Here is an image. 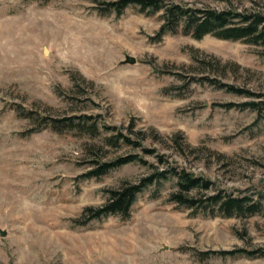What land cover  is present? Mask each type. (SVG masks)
Wrapping results in <instances>:
<instances>
[{"label": "rangeland", "instance_id": "obj_1", "mask_svg": "<svg viewBox=\"0 0 264 264\" xmlns=\"http://www.w3.org/2000/svg\"><path fill=\"white\" fill-rule=\"evenodd\" d=\"M109 1L0 0V264H264L202 255L264 249V210L227 218L176 204L174 177L147 187L129 217L86 222L88 208L149 176L153 164L214 182L191 196L221 191L264 204V46L182 32L159 38L162 12L129 6L116 14ZM164 1L264 10V0ZM251 101L261 108H242ZM47 116L73 126H41ZM119 129L155 152L110 142ZM129 154L149 164L89 176L99 162Z\"/></svg>", "mask_w": 264, "mask_h": 264}, {"label": "trees", "instance_id": "obj_2", "mask_svg": "<svg viewBox=\"0 0 264 264\" xmlns=\"http://www.w3.org/2000/svg\"><path fill=\"white\" fill-rule=\"evenodd\" d=\"M108 12L116 14L123 13L129 6L139 7L142 12L156 14L162 12L164 24L158 33L159 38L168 33L182 32L191 35L196 39H202L206 35H213L219 39L230 41H243L256 46H264V10H252L238 12L232 9L216 10L212 8H194L182 4L165 3L164 0H113L106 3ZM182 30V31H180ZM221 88H225L231 93L253 97L254 93L232 84L220 83ZM262 103L256 101L245 102L242 108H261ZM225 108H234L237 104H221ZM26 118L35 121L37 116L35 111H28L24 114ZM81 119L88 118L86 116ZM41 126H50L57 132H62L64 128L73 126V120L57 119L47 116L43 119ZM95 130V125H93ZM113 130L114 127H107ZM40 129H31L29 132H39ZM110 142L125 146H133L143 150L144 154H153L154 149L144 147L141 139H133L132 135L119 129L109 137ZM160 163H165L164 155H158ZM133 162H141L148 165V161L139 154H129L117 157L115 160L99 162L97 167L90 171V177H101L112 170ZM154 172L149 176L143 177L136 182H127L118 189L109 191L107 202L97 208L90 207L89 222L108 216H130L133 205L138 200L139 195L150 185L160 182L162 179L174 177L176 179L177 191L172 194V201L187 208H207L217 209L224 217L232 218L237 216L252 217L260 214L264 210L263 201H254L250 197H236L224 195L221 191L212 194H200V197L191 196L193 191L208 192L214 188V182L202 176L196 175L186 168H179L168 164L165 168L152 165ZM205 259L214 256H246L247 258L261 257L264 259V249L248 251L245 249L207 251L202 254Z\"/></svg>", "mask_w": 264, "mask_h": 264}, {"label": "water", "instance_id": "obj_3", "mask_svg": "<svg viewBox=\"0 0 264 264\" xmlns=\"http://www.w3.org/2000/svg\"><path fill=\"white\" fill-rule=\"evenodd\" d=\"M45 52H46V53L48 52L46 48H45ZM0 232H1V234H2L3 236L6 235V233H5L4 231H2L1 229H0Z\"/></svg>", "mask_w": 264, "mask_h": 264}]
</instances>
